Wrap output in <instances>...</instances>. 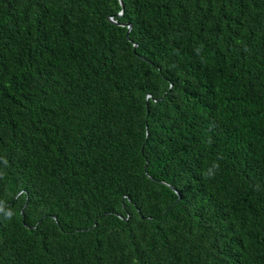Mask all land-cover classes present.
<instances>
[{
    "label": "trees",
    "instance_id": "obj_1",
    "mask_svg": "<svg viewBox=\"0 0 264 264\" xmlns=\"http://www.w3.org/2000/svg\"><path fill=\"white\" fill-rule=\"evenodd\" d=\"M121 4L0 0V264H264V0Z\"/></svg>",
    "mask_w": 264,
    "mask_h": 264
},
{
    "label": "water",
    "instance_id": "obj_2",
    "mask_svg": "<svg viewBox=\"0 0 264 264\" xmlns=\"http://www.w3.org/2000/svg\"><path fill=\"white\" fill-rule=\"evenodd\" d=\"M118 3H119V5H120V11L118 12L117 15L120 16V15H121V8H122L121 0H118ZM109 20L113 22V20L111 19V17L109 18ZM126 28H127V29L129 28V25H128V24H126ZM170 189H171L172 191H174L173 188L170 187Z\"/></svg>",
    "mask_w": 264,
    "mask_h": 264
}]
</instances>
